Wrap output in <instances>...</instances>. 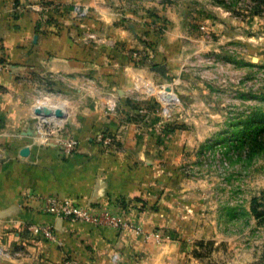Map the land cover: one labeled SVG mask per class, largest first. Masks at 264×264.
<instances>
[{"label": "crops", "instance_id": "1", "mask_svg": "<svg viewBox=\"0 0 264 264\" xmlns=\"http://www.w3.org/2000/svg\"><path fill=\"white\" fill-rule=\"evenodd\" d=\"M190 5L216 10L212 0H0V264H264V219L248 196L242 217L226 219L212 189L174 169L180 158L146 156L123 118L169 91L162 54ZM142 37L159 61H135ZM101 132L111 145L96 143ZM49 199L104 208L140 232L52 216Z\"/></svg>", "mask_w": 264, "mask_h": 264}, {"label": "rangeland", "instance_id": "2", "mask_svg": "<svg viewBox=\"0 0 264 264\" xmlns=\"http://www.w3.org/2000/svg\"><path fill=\"white\" fill-rule=\"evenodd\" d=\"M212 2L216 10L185 6L176 41L162 54L169 91L159 101H134L136 110L123 118L134 125L131 139L144 140L146 156L180 158L174 169L212 189L226 219L242 217L246 195L260 217L264 192L257 198L256 189L258 171L264 176V0ZM167 24L156 21L152 28L158 32L163 25L164 31ZM140 41L145 48L137 51L135 61H159L152 39ZM69 138L76 139L68 135L65 141Z\"/></svg>", "mask_w": 264, "mask_h": 264}, {"label": "built area", "instance_id": "3", "mask_svg": "<svg viewBox=\"0 0 264 264\" xmlns=\"http://www.w3.org/2000/svg\"><path fill=\"white\" fill-rule=\"evenodd\" d=\"M95 141L99 145L106 146L112 142V139L106 132H101L96 135ZM59 144V150L68 155L72 154L78 146V142L74 138H69L67 141H65V138L61 139ZM46 204L48 214L69 222L84 223L95 228H108L120 231L129 229L135 233L140 232V229L126 218L114 215L101 207L77 204L69 199H49ZM29 231L33 235L40 236L48 241L55 237L53 229L47 225H31Z\"/></svg>", "mask_w": 264, "mask_h": 264}, {"label": "trees", "instance_id": "4", "mask_svg": "<svg viewBox=\"0 0 264 264\" xmlns=\"http://www.w3.org/2000/svg\"><path fill=\"white\" fill-rule=\"evenodd\" d=\"M258 215L262 216L264 219V212L258 213Z\"/></svg>", "mask_w": 264, "mask_h": 264}]
</instances>
